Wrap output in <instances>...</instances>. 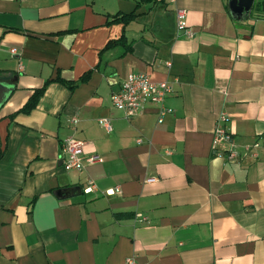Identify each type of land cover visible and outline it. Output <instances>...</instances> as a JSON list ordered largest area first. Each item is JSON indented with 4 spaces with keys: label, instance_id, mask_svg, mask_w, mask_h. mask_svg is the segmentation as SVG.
<instances>
[{
    "label": "crops",
    "instance_id": "crops-1",
    "mask_svg": "<svg viewBox=\"0 0 264 264\" xmlns=\"http://www.w3.org/2000/svg\"><path fill=\"white\" fill-rule=\"evenodd\" d=\"M137 1L0 0V81L13 87L0 105V264H264V0L241 20L228 0ZM140 71L171 84L160 123L157 104L126 119L110 102ZM220 112L257 157L212 154ZM70 135L102 162L64 171ZM65 188L80 193L55 194Z\"/></svg>",
    "mask_w": 264,
    "mask_h": 264
},
{
    "label": "built area",
    "instance_id": "built-area-1",
    "mask_svg": "<svg viewBox=\"0 0 264 264\" xmlns=\"http://www.w3.org/2000/svg\"><path fill=\"white\" fill-rule=\"evenodd\" d=\"M175 1V0H172ZM175 27L177 31H182L187 37H192L193 32L186 23V11L182 8H176L174 11ZM10 52L15 54V50ZM22 68L21 64L18 66ZM171 91V84L167 81L153 82L144 72L130 73L121 83L120 89L110 95V102L112 106L120 111L124 118L130 119L140 114L148 104L158 105L157 122L162 121V117L170 110L164 106V98L167 93ZM77 117L72 115L68 119V125L71 130H75L77 124ZM227 121L226 114L220 112L216 119V124L212 134L211 150L212 154L220 157L226 161H236L242 157L250 155L257 157L256 149L260 144L258 141L251 145H238L234 142L232 134L225 127ZM99 125L106 131L110 130L109 120L101 118L98 120ZM137 142H140L137 139ZM83 142L73 135L66 137L61 143L62 152V167L64 171H80L87 164H98L102 162V157L97 154L83 155ZM95 190L92 181H88V185L83 188L85 194L91 193ZM120 193L119 187L109 189L107 194ZM135 216L141 220H145L141 214L136 213ZM122 264H138L135 256L127 257Z\"/></svg>",
    "mask_w": 264,
    "mask_h": 264
},
{
    "label": "water",
    "instance_id": "water-1",
    "mask_svg": "<svg viewBox=\"0 0 264 264\" xmlns=\"http://www.w3.org/2000/svg\"><path fill=\"white\" fill-rule=\"evenodd\" d=\"M254 0H228V10L230 14L237 20H241L242 17L248 16L252 10ZM13 87L8 84H4L0 81V105L6 96L12 91ZM80 191L75 188H65L56 191V195L59 197H69L79 194Z\"/></svg>",
    "mask_w": 264,
    "mask_h": 264
},
{
    "label": "trees",
    "instance_id": "trees-1",
    "mask_svg": "<svg viewBox=\"0 0 264 264\" xmlns=\"http://www.w3.org/2000/svg\"><path fill=\"white\" fill-rule=\"evenodd\" d=\"M155 1L156 0H138L136 2V7H138V6L142 5V4L155 3ZM137 15L138 14H135L134 12H131V13H128V14L116 13V14L111 16L112 19H111L110 22L121 23L124 26V25L128 24L130 21L134 20ZM121 41H122V38H120L119 40L110 42V43L116 44V43H120ZM88 74L84 75L80 79V81L85 80L87 78ZM56 80L59 81V79H56ZM73 84H69L70 88H71V85L73 87ZM43 90H44V87H42L39 90L34 91V93L28 99L26 104L20 109V111L29 112L36 105V102H37L38 98L41 96V94L43 93ZM1 156H2V153L0 152V157Z\"/></svg>",
    "mask_w": 264,
    "mask_h": 264
}]
</instances>
